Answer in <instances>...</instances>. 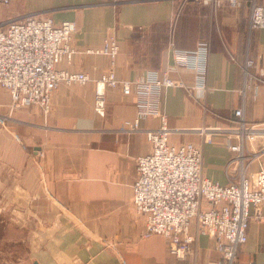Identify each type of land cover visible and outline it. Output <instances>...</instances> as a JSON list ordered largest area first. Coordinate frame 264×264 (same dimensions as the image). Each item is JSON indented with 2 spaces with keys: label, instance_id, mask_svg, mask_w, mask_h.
Segmentation results:
<instances>
[{
  "label": "crops",
  "instance_id": "0c3cea01",
  "mask_svg": "<svg viewBox=\"0 0 264 264\" xmlns=\"http://www.w3.org/2000/svg\"><path fill=\"white\" fill-rule=\"evenodd\" d=\"M216 2L189 6L175 26L179 48L194 49L201 39L210 42L204 96L202 89H194L197 70L177 65L169 47L174 0L0 3V25L27 14L51 16L58 23L75 21L72 44L79 52L58 67L91 75L85 84L62 83L52 96L49 113L34 105L0 119V224L2 230L17 233L10 245L24 248L15 260L23 264L223 263L208 234L198 236L194 252L185 259L169 252L165 236H143L145 218L135 210L133 184L138 177L137 158L152 149L145 130L160 126L161 119L141 116L143 130H129L137 118V96L120 87L106 88L105 114L97 113L96 78L111 64L104 53L84 52L101 49L114 35L121 47L113 67L118 79H145L157 71L162 78L193 87L194 96L184 86L161 91L160 108L172 129L169 141L200 144L204 174L225 184L239 170L236 163L227 168L233 155L228 133L216 128L229 125L242 104L237 89L248 43L264 71V28L255 29L248 41L249 3ZM0 104L9 114L11 95L1 87ZM245 117L264 123V83L255 97H248ZM205 127L203 133L197 130ZM262 164L264 155L250 170ZM251 214L248 238L239 248L236 264H264V204Z\"/></svg>",
  "mask_w": 264,
  "mask_h": 264
},
{
  "label": "built area",
  "instance_id": "2783aa9c",
  "mask_svg": "<svg viewBox=\"0 0 264 264\" xmlns=\"http://www.w3.org/2000/svg\"><path fill=\"white\" fill-rule=\"evenodd\" d=\"M14 0H0L4 5ZM239 5V0H229ZM250 11L248 30L264 28V3L248 0ZM77 30L73 20L56 22L51 16L27 14L14 17L0 25V87L11 95L9 114L0 104V119L11 117L19 108L39 106L45 113L51 111L52 96L62 84H85L91 79L86 71L59 68L58 64L71 62L79 50L72 44ZM170 50L179 66L195 68L198 82L194 89L207 90L206 79L210 42L198 41L194 49H182L174 40L175 26H171ZM247 47L240 64L242 83L237 89L241 106L226 127H217L227 135V146L233 155L227 168L237 164L239 173L230 175L225 184L207 177L203 171V147L188 141H169L172 129L167 115L160 108V95L165 87L184 86L191 96L193 87L171 77L162 78L157 71L145 79H118L114 65L120 52L116 36H109L101 49L86 48L84 52L104 53L111 68L96 78L95 109L105 114L107 87H120L124 93L137 96V118L128 127L143 130L141 116H157L161 125L146 129L152 144L150 152L137 158L138 177L133 184V204L136 212L145 218L143 236L161 234L169 241V252L185 259L194 252V244L201 234L210 235L221 252L222 264H236L239 248L247 241L251 210L264 204V165L251 171V164L264 155V123L245 117L249 96L255 97L264 83V71ZM235 60V57L232 56ZM207 128L197 129L203 133Z\"/></svg>",
  "mask_w": 264,
  "mask_h": 264
},
{
  "label": "rangeland",
  "instance_id": "374dc122",
  "mask_svg": "<svg viewBox=\"0 0 264 264\" xmlns=\"http://www.w3.org/2000/svg\"><path fill=\"white\" fill-rule=\"evenodd\" d=\"M174 1H175L174 14L172 13L170 27L171 26L177 27V24L182 20L185 11L191 5H195V4L196 5H199V4L216 5L217 4L216 0H174ZM239 1H240L239 5H241L244 1L247 5L249 3V8H250L249 1L247 0H239ZM260 2L264 3V0H260ZM250 36L251 35L248 34V41L250 39ZM248 46H249V43H248ZM6 218L10 222L12 221L9 217H6ZM1 225L2 224H0V264H2V261L4 264H23V263L18 262L15 259L19 258L18 253L22 254L24 252V248L18 249L17 245L14 243L10 245V243L12 242L11 239H17V233L16 232L9 233L5 230H2ZM4 259H6V262L4 261Z\"/></svg>",
  "mask_w": 264,
  "mask_h": 264
},
{
  "label": "water",
  "instance_id": "95a60500",
  "mask_svg": "<svg viewBox=\"0 0 264 264\" xmlns=\"http://www.w3.org/2000/svg\"><path fill=\"white\" fill-rule=\"evenodd\" d=\"M34 264H36V263H34Z\"/></svg>",
  "mask_w": 264,
  "mask_h": 264
}]
</instances>
